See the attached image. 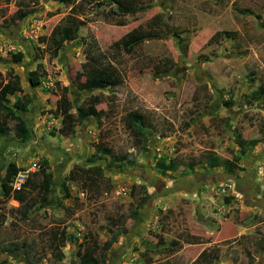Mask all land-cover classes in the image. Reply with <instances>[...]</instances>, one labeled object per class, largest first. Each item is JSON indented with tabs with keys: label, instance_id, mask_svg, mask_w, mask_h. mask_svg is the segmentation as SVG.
Returning <instances> with one entry per match:
<instances>
[{
	"label": "rangeland",
	"instance_id": "1",
	"mask_svg": "<svg viewBox=\"0 0 264 264\" xmlns=\"http://www.w3.org/2000/svg\"><path fill=\"white\" fill-rule=\"evenodd\" d=\"M74 2L83 23L75 39L54 45L49 32L64 23L69 5L0 0V81L11 68L36 103L51 90L47 108L29 102L18 111L27 140L14 136L11 122L0 133L22 151L0 162V182L9 161L46 160L51 173L49 192L25 188L23 205L0 192V264H78V244L99 257L106 240L102 264H191L202 248L210 264H264L263 212L240 209V196L228 194L212 214L198 215L175 193L190 180L216 187L237 174L208 166L210 156L238 157L240 168L248 157L264 158V95H251L264 87V0H136L126 10L109 0ZM26 8L32 11L14 21ZM135 27L154 36L125 50L119 40ZM7 52L22 53L14 68ZM90 57L120 82L80 90ZM34 68L36 86L28 79ZM55 81L66 86L72 112L92 103L98 114L81 117L67 137L56 132L59 117L45 114L59 97ZM130 110L149 121L143 149L125 120ZM159 158L179 165L160 174Z\"/></svg>",
	"mask_w": 264,
	"mask_h": 264
},
{
	"label": "trees",
	"instance_id": "2",
	"mask_svg": "<svg viewBox=\"0 0 264 264\" xmlns=\"http://www.w3.org/2000/svg\"><path fill=\"white\" fill-rule=\"evenodd\" d=\"M70 6L69 13L64 17V23L62 25H55L49 32L48 37L52 44H58L60 41H71L76 38L77 30L83 23L82 20L77 17V7L81 5L80 2H74V0H58ZM115 3V5L121 9H131L130 3H134L136 0H109ZM30 9H21L14 13L12 16L13 20H20L26 14L30 13ZM74 14H72V12ZM154 34L149 30H144L139 27H135L127 31L119 40L121 47L125 50L130 49L133 45L141 42L143 39L153 37ZM41 40L43 38H40ZM9 59L14 62H19L22 58L21 52H7ZM32 57L36 59L34 52ZM89 68L85 71V76L82 80L78 81V88L81 89H103L106 87H112L120 82L119 76L112 70L107 69L104 66L94 62V57H90ZM36 67H40V64H36ZM10 74L7 76L5 82L0 81V133L6 134L10 127L8 122H11V130L16 138L20 141H25L29 138L30 131L23 121V119L16 113V111H25L27 104L30 99L26 94H23L19 99H15L11 105H8V99L6 95L14 94L15 92H21L22 89L19 85L18 76L12 74V70H8ZM1 76V74H0ZM38 77L36 68L28 72V79L32 86L38 85ZM59 87V97L54 103V108L50 110L53 117H59V127L56 132L61 136L67 137L74 133L75 125L81 117L91 116L98 117L97 111L95 110L92 103H87L84 106L78 105L76 107V113L71 111V101L66 94V86H59L58 81L54 82ZM255 95H264V87L259 86L256 91L252 92ZM95 96H92V99ZM227 103V102H226ZM125 120L129 122V125L135 131V140L138 146L143 149L146 147L147 139L145 133L148 132L149 121L146 115L141 114L136 110H130L125 115ZM152 130V128H150ZM108 153V150L105 149ZM238 157L234 160L232 159H219L214 156H210L206 159V164L210 167L221 166L227 173H238L242 168L237 165ZM179 162L173 158H169L165 161L163 158H159L155 162V166L160 172V174H165L166 171H175L178 167ZM19 167L15 165L14 162L9 161L5 167L4 179L0 182V192L2 196L6 197L11 195L12 199L16 200L20 205H23L25 200V188H34L37 192H42L43 194L49 192V186L51 183V173L47 168L46 160L40 162V167L36 172H32L23 181L21 187L18 190L11 189L10 181L16 174ZM73 170L68 171V177H70ZM36 178V180H34ZM40 201L44 202L46 196L40 193ZM228 199L227 197L225 198ZM138 209L131 210V217L135 218L138 216ZM263 240V238L261 239ZM110 246L109 241H104L100 246V256L97 257L90 249L86 248L83 243L78 244V247L74 251L78 264H102L104 260V255ZM209 250H201L194 262L191 264H210L211 261H206L204 256L207 257Z\"/></svg>",
	"mask_w": 264,
	"mask_h": 264
},
{
	"label": "crops",
	"instance_id": "3",
	"mask_svg": "<svg viewBox=\"0 0 264 264\" xmlns=\"http://www.w3.org/2000/svg\"><path fill=\"white\" fill-rule=\"evenodd\" d=\"M17 63L18 62L11 61L10 66L12 68H14L15 64H17ZM8 70H12V69L8 68ZM12 74H16L18 76V81H19V74H17V72H15L14 70H12ZM20 87H21V85H20ZM21 89H23V88L21 87ZM50 91L46 90L44 92L45 94L43 93L44 102H40V103H36L35 99H37V97L35 98L32 93L27 94L23 90L21 92H15L14 94H8V95H6V97H7L8 101H9V97H12V100L8 102V105H11V103L15 99H19L23 94H26L27 96L30 97V102H32L34 105L36 103V105H35L36 107L39 106L40 109H43V108L48 107L49 103L47 102V97H48V93H50ZM16 113L21 117V115L18 111H16ZM45 114H47L48 116L50 114L53 117V115L50 113V110H48V111L46 110ZM54 118H57V117H54ZM47 123H50V121H48ZM5 142H6V140H1V137H0V162H5L6 159L4 157V153L7 150V148H10L11 146H13V147L17 146V144L15 142H12V141H7L6 143ZM23 144H24L23 142H20L18 144V147H23L25 145V144L24 145ZM14 149L18 150L17 148H14ZM22 149L24 150L25 147ZM19 152H22L21 149L18 150V155H19ZM60 152H62V151L60 150ZM28 156H29V154L25 155L24 159H27ZM261 157H262V155H261ZM261 159H263V160H261ZM261 159H259L257 156H252L250 158L248 157L247 159L242 161V163H241L242 170L240 171V173L234 174L233 177L228 176V179H227L228 181L232 180V181H230L232 183V185L234 183V185H233L234 190H232V188H231L232 192H230V194H229V195H232L230 200H232L233 195H239L241 199L236 204L241 205L240 209H243L244 211H250L252 215H254V212H263L264 213V176L258 174L257 170H256L257 166L261 162L264 161V158H261ZM14 163L17 167L21 168V166H18V164L15 161H14ZM0 167H1V165H0ZM4 170H5V168L3 166V169L1 170L2 173L4 172ZM200 175H202V174H200ZM209 181H210V179L208 181H206V180H204V181H201V180L192 181V180H190L185 184L186 185L185 188L182 187L183 189L175 192L176 194L178 193V195L176 197H180V198L186 197L188 199V201H190L194 204V207H195L196 211L198 212L197 213L198 215H199V213L201 215H204L205 213L212 214L214 208L217 209L218 207L221 206V203L223 200L221 197H223V196L217 194L214 191V184L215 183L207 186V183H209ZM201 250H205V248H202Z\"/></svg>",
	"mask_w": 264,
	"mask_h": 264
},
{
	"label": "built area",
	"instance_id": "4",
	"mask_svg": "<svg viewBox=\"0 0 264 264\" xmlns=\"http://www.w3.org/2000/svg\"><path fill=\"white\" fill-rule=\"evenodd\" d=\"M18 155V152L16 149H12L9 148L6 150V154H5V158H11ZM40 167V162L38 160V158H31V160H29L28 164L25 167H21L19 168V170H17L16 174L14 175V177L11 179L10 181V186L11 189L13 190H18L23 181L26 179V177H28V175L36 170H38ZM257 173H261L262 175H264V161L261 162L257 168ZM231 188H233V185L230 181H225L223 182L221 185L214 187V191L221 195H228L230 194V190ZM79 195H83V192H79Z\"/></svg>",
	"mask_w": 264,
	"mask_h": 264
},
{
	"label": "water",
	"instance_id": "5",
	"mask_svg": "<svg viewBox=\"0 0 264 264\" xmlns=\"http://www.w3.org/2000/svg\"><path fill=\"white\" fill-rule=\"evenodd\" d=\"M49 152V151H48ZM51 152H53V151H51Z\"/></svg>",
	"mask_w": 264,
	"mask_h": 264
}]
</instances>
